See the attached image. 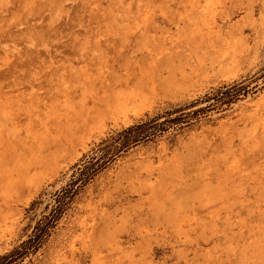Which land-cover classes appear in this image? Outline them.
Returning a JSON list of instances; mask_svg holds the SVG:
<instances>
[{"label":"rangeland","instance_id":"rangeland-1","mask_svg":"<svg viewBox=\"0 0 264 264\" xmlns=\"http://www.w3.org/2000/svg\"><path fill=\"white\" fill-rule=\"evenodd\" d=\"M0 264H264V0H0Z\"/></svg>","mask_w":264,"mask_h":264},{"label":"trees","instance_id":"trees-1","mask_svg":"<svg viewBox=\"0 0 264 264\" xmlns=\"http://www.w3.org/2000/svg\"><path fill=\"white\" fill-rule=\"evenodd\" d=\"M75 192L73 189L65 191V194L58 200V205L54 207L51 214L46 216L41 223H38L29 239L24 241L18 249L15 250L16 257H24L30 253L37 252L44 242L50 237L51 229L55 228L62 215L67 210Z\"/></svg>","mask_w":264,"mask_h":264},{"label":"bare ground","instance_id":"bare-ground-1","mask_svg":"<svg viewBox=\"0 0 264 264\" xmlns=\"http://www.w3.org/2000/svg\"><path fill=\"white\" fill-rule=\"evenodd\" d=\"M196 1V0H195ZM200 1V0H199ZM221 2V1H220ZM223 2V1H222ZM193 6H194V4H193ZM214 8V7H213ZM216 9V8H215ZM189 15V14H188ZM187 22V21H186ZM211 22V21H210ZM146 25V24H145ZM147 26V25H146ZM212 25H210V27H211ZM209 28V27H208ZM198 32V31H197ZM218 35V34H217ZM177 39V38H176ZM179 41V40H178Z\"/></svg>","mask_w":264,"mask_h":264}]
</instances>
